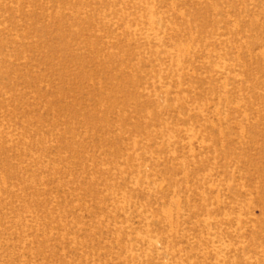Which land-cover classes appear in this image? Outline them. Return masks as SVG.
<instances>
[{"label":"rangeland","instance_id":"1","mask_svg":"<svg viewBox=\"0 0 264 264\" xmlns=\"http://www.w3.org/2000/svg\"><path fill=\"white\" fill-rule=\"evenodd\" d=\"M0 264H264V0H0Z\"/></svg>","mask_w":264,"mask_h":264}]
</instances>
